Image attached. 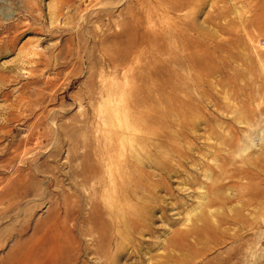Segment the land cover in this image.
Returning <instances> with one entry per match:
<instances>
[{
    "label": "rangeland",
    "instance_id": "374dc122",
    "mask_svg": "<svg viewBox=\"0 0 264 264\" xmlns=\"http://www.w3.org/2000/svg\"><path fill=\"white\" fill-rule=\"evenodd\" d=\"M179 232L264 264V0H0V264H176Z\"/></svg>",
    "mask_w": 264,
    "mask_h": 264
},
{
    "label": "bare ground",
    "instance_id": "6f19581e",
    "mask_svg": "<svg viewBox=\"0 0 264 264\" xmlns=\"http://www.w3.org/2000/svg\"><path fill=\"white\" fill-rule=\"evenodd\" d=\"M177 235L178 236L176 239L177 240L176 264H202V261L201 260L198 261V259L203 257L204 250L199 249L198 247L191 248V243L184 238V235L181 234V232H179Z\"/></svg>",
    "mask_w": 264,
    "mask_h": 264
}]
</instances>
